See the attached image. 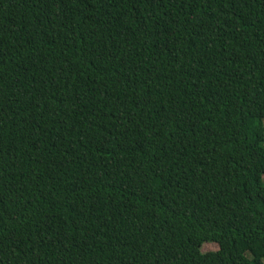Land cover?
Returning <instances> with one entry per match:
<instances>
[{
  "label": "trees",
  "instance_id": "obj_1",
  "mask_svg": "<svg viewBox=\"0 0 264 264\" xmlns=\"http://www.w3.org/2000/svg\"><path fill=\"white\" fill-rule=\"evenodd\" d=\"M0 264H264V0H0Z\"/></svg>",
  "mask_w": 264,
  "mask_h": 264
},
{
  "label": "rangeland",
  "instance_id": "obj_2",
  "mask_svg": "<svg viewBox=\"0 0 264 264\" xmlns=\"http://www.w3.org/2000/svg\"><path fill=\"white\" fill-rule=\"evenodd\" d=\"M218 249L216 244H212V243H206L202 246L201 248V252L202 253H206V252H212V251H216Z\"/></svg>",
  "mask_w": 264,
  "mask_h": 264
}]
</instances>
